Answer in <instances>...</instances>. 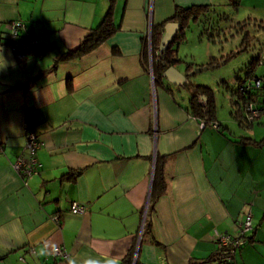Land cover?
Instances as JSON below:
<instances>
[{
  "label": "crops",
  "instance_id": "obj_1",
  "mask_svg": "<svg viewBox=\"0 0 264 264\" xmlns=\"http://www.w3.org/2000/svg\"><path fill=\"white\" fill-rule=\"evenodd\" d=\"M243 3L0 0V264H264L263 132L215 105L212 119L196 115L189 91L165 89L149 55V29L177 8ZM110 6L112 34L60 58ZM208 62L219 63L191 70ZM30 130L41 166L23 177L15 164ZM158 164L163 186L154 189ZM73 201L85 210L73 213ZM246 213L253 229L227 263L217 234H238Z\"/></svg>",
  "mask_w": 264,
  "mask_h": 264
},
{
  "label": "rangeland",
  "instance_id": "obj_2",
  "mask_svg": "<svg viewBox=\"0 0 264 264\" xmlns=\"http://www.w3.org/2000/svg\"><path fill=\"white\" fill-rule=\"evenodd\" d=\"M252 1L244 0L242 8L238 10L233 7L226 8L227 10L221 8L213 10L214 17H209L207 22L213 21V29H230L226 35L220 30L219 36L214 33L211 37L205 34L200 38L201 20L200 22L190 21L185 29L183 40L177 43L178 55L186 62H207L211 59L219 61L214 68L203 69L191 78L197 83L209 86L218 113L227 117L231 116L237 123L239 122L233 116L234 114H231L232 95L230 92L236 83L237 73L245 75V66L253 56L252 54L256 57L260 56L258 63L257 59L255 61L257 63L256 73L264 77V7L259 5L253 9ZM246 31H249L254 38H246L244 41ZM248 42L250 46L248 50H245L244 47ZM252 112L250 108L245 109V114L250 115ZM242 118H244L243 113ZM244 128L247 130L254 128L264 134V110L259 120L253 125H245Z\"/></svg>",
  "mask_w": 264,
  "mask_h": 264
},
{
  "label": "trees",
  "instance_id": "obj_3",
  "mask_svg": "<svg viewBox=\"0 0 264 264\" xmlns=\"http://www.w3.org/2000/svg\"><path fill=\"white\" fill-rule=\"evenodd\" d=\"M113 1L114 0H110V5L113 3ZM111 11L112 6H110L108 11L106 12V15L104 16L102 22L86 34L80 45L73 50H69L62 53L60 58H68L75 54L87 52L94 48L96 45H98L100 42L108 38V36H110L112 32L117 28L112 20ZM212 12V8L207 5H192L188 7L177 8L172 18L173 20L178 21L180 23V28L173 42L179 44L183 40L185 36V29L189 25L190 21L200 22L201 20V34L205 33L209 37H211L215 33V35L218 34L219 36L221 30L223 31L224 35H226L227 32L230 31V29H213V21L211 20L212 22L210 23L207 22L209 17H214V14L212 15ZM163 33L164 24L154 25L152 27L151 45L155 51H160V53L157 54L160 60L153 61L154 71L160 76L162 71H164L167 66L176 64V62L184 61L177 54L176 46L175 48H172V46L169 45L165 50H160V44L163 37ZM246 38L253 39L254 37H252L249 31H246L244 35V41ZM244 41H242V43H244ZM249 46L250 44L248 42L246 43V47H244V49L248 50ZM252 55L253 56L250 58L249 62L245 66V75L242 76L237 73L236 83L234 84L233 89L230 92L232 95L231 113L232 115L234 114L233 116H235L236 120L244 126L251 125L252 123H255L257 120H259L260 114H262V111L264 110V77L256 73L255 66L258 63V58H260V56L256 57L254 54ZM256 59L257 63H255ZM190 63L191 64L188 65V71L191 70V65L193 64L192 62ZM208 65H214V63L208 62ZM257 79L259 80L258 85L256 84ZM185 87H187L190 93L189 99L192 112L201 117H205V119L207 120L212 119L214 104L212 91L209 86H206V84L204 83H194L189 80V83L186 84ZM200 96H205V99H200ZM246 108H250L253 111L250 115H253L254 112H258V117L255 115H253V117H250V115L245 114ZM242 113L244 115V118H242ZM257 143L259 145L264 146V136L260 140H257ZM162 178L163 177L161 173V168H159L158 164L154 177V189L157 186H160V188H162ZM225 262L230 263V260L229 262L228 260H225ZM130 263V260L127 259L126 264Z\"/></svg>",
  "mask_w": 264,
  "mask_h": 264
},
{
  "label": "built area",
  "instance_id": "obj_4",
  "mask_svg": "<svg viewBox=\"0 0 264 264\" xmlns=\"http://www.w3.org/2000/svg\"><path fill=\"white\" fill-rule=\"evenodd\" d=\"M150 31V29H149ZM14 33L16 31L14 30ZM16 34H14L15 36ZM36 42L32 40L31 43ZM15 49H28V45H19L14 46ZM256 84H259V80H256ZM252 108V107H250ZM255 116L256 112H254ZM27 148L28 155L20 156L16 161V168L22 174L23 177H28L32 174H36L39 172L40 162L36 156L37 150L41 146V140L38 134L34 130H30L27 132ZM71 211L73 213H80L85 210V205L79 201H73L71 204ZM253 217L251 213H246L245 216L238 223V234L232 235L231 233H218L217 240L219 245L220 255L225 257L228 260H231L234 257L237 249L242 247L247 242V233L253 229ZM52 253L54 255H59L61 259H66L68 257L66 251L62 247H54L52 249Z\"/></svg>",
  "mask_w": 264,
  "mask_h": 264
},
{
  "label": "water",
  "instance_id": "obj_5",
  "mask_svg": "<svg viewBox=\"0 0 264 264\" xmlns=\"http://www.w3.org/2000/svg\"><path fill=\"white\" fill-rule=\"evenodd\" d=\"M180 28V23L175 20H169L164 24V33L160 44V50H165L175 39ZM176 64L167 66L161 73L162 85L165 89L173 90V87H177L179 90L187 89L186 84L189 83L190 78L197 72H200L206 68H214V65L196 66L192 70L188 71V67L185 66L183 70L177 67ZM188 90V89H187ZM200 99H205V96H200ZM135 264V262L133 263Z\"/></svg>",
  "mask_w": 264,
  "mask_h": 264
},
{
  "label": "flooded vegetation",
  "instance_id": "obj_6",
  "mask_svg": "<svg viewBox=\"0 0 264 264\" xmlns=\"http://www.w3.org/2000/svg\"><path fill=\"white\" fill-rule=\"evenodd\" d=\"M148 39H149V41H150V50H149V55H150V60H151V64L153 63L154 64V62L153 61H158V60H160L159 58H158V53H160V51L158 52V51H155L154 49H153V47H152V45H151V41H152V28L150 29V31L148 32ZM153 64H152V68H153V71H154V66H153ZM155 74V73H154ZM157 77H160V75L159 74H157ZM159 79V78H158Z\"/></svg>",
  "mask_w": 264,
  "mask_h": 264
},
{
  "label": "clouds",
  "instance_id": "obj_7",
  "mask_svg": "<svg viewBox=\"0 0 264 264\" xmlns=\"http://www.w3.org/2000/svg\"><path fill=\"white\" fill-rule=\"evenodd\" d=\"M0 57H2V56H0ZM5 67H6V63H4L3 66H0V69L5 68ZM69 264H72V262L70 261ZM85 264H99V262L94 261V260H90V261H86ZM104 264H113V262L112 261H104Z\"/></svg>",
  "mask_w": 264,
  "mask_h": 264
}]
</instances>
